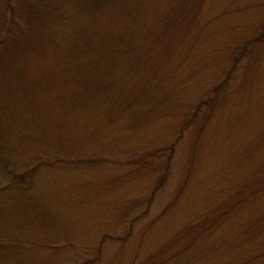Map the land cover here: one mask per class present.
Masks as SVG:
<instances>
[{"label":"rangeland","instance_id":"rangeland-1","mask_svg":"<svg viewBox=\"0 0 264 264\" xmlns=\"http://www.w3.org/2000/svg\"><path fill=\"white\" fill-rule=\"evenodd\" d=\"M20 2L1 135L47 164L0 264H264V0Z\"/></svg>","mask_w":264,"mask_h":264},{"label":"trees","instance_id":"trees-1","mask_svg":"<svg viewBox=\"0 0 264 264\" xmlns=\"http://www.w3.org/2000/svg\"><path fill=\"white\" fill-rule=\"evenodd\" d=\"M77 1H78V5L86 11L99 12L100 14H105L109 16L111 15L110 13L111 10L114 8L113 5H115V8H119L122 11L121 14L127 12L128 7L130 6L132 0H77ZM23 7L24 4H22L20 0H15L14 4L12 5L9 4L8 7L9 19L6 23V27L4 29L1 27V31L5 33V35L2 38H0V45H4L5 42L12 44V40H15L16 37L17 39L20 37L24 38L26 37L27 33L29 35L30 33L34 34L33 30L28 29L21 31L22 28L19 25L16 26V22H18L20 18L21 9ZM35 8H37L36 5ZM35 8L33 6L28 10V13H30L29 16L31 15L32 17L36 18L37 20L34 19L36 22L42 23L44 18L43 16L44 11H40L41 9L38 10V8L37 9ZM120 17L121 16H119V18ZM18 28H20L19 29L20 31L18 30ZM15 44L18 46L20 45V43L18 42H16ZM20 47L23 50V46L20 45ZM239 54L240 52L237 53V55L235 56V60L238 58ZM214 91H216V89H214ZM213 95L215 96L214 92ZM207 103L208 102L199 103L198 108H201L202 106H206ZM9 112L7 113L10 117L4 115L2 118L8 119L13 125V123L17 122L18 120L13 119L15 115L12 116V112L11 111ZM1 125L2 124L0 123V202L2 200L5 203L0 204V242L2 243H8L11 241L24 242L25 239H21L16 234L7 231L8 227L13 225V220L11 217V214L13 213L12 209L20 207L19 206L20 201L18 199V196L21 194H27V196L31 200H33V197L31 195L36 188V184L34 183L33 180L35 173L34 169L37 166L41 167L46 165L47 162L43 160H39V158L36 155L32 156L31 154H29L30 152H23L27 154H21L20 157L13 158L10 154L11 152H13V148L8 145V138L6 140L5 138L3 140L2 138L1 134L5 135L6 132ZM30 141H32V139L26 136L23 143H25L28 146V148H30L31 147ZM21 148L27 149L26 146L25 147L22 146ZM172 151L173 148H170L167 154L169 158L171 157ZM11 161H14L15 164H12ZM33 163L34 165L31 167ZM103 241H105V238H102L100 246L102 245ZM96 260L97 258L90 262H85L83 264H91Z\"/></svg>","mask_w":264,"mask_h":264}]
</instances>
